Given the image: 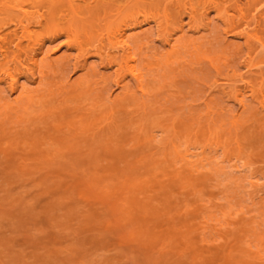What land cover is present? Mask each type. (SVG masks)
<instances>
[{
  "label": "rangeland",
  "instance_id": "1",
  "mask_svg": "<svg viewBox=\"0 0 264 264\" xmlns=\"http://www.w3.org/2000/svg\"><path fill=\"white\" fill-rule=\"evenodd\" d=\"M14 1L0 2V34L17 32L0 72L20 73L14 90L0 77V264H264V61L242 34L264 0H215L244 15L230 32L215 8L209 29L190 22L189 8L214 0L148 9L127 31L144 90L95 54L98 27L79 34V56L62 33L16 26L31 0ZM165 33L183 36L167 62ZM40 40L42 71L22 69Z\"/></svg>",
  "mask_w": 264,
  "mask_h": 264
},
{
  "label": "bare ground",
  "instance_id": "2",
  "mask_svg": "<svg viewBox=\"0 0 264 264\" xmlns=\"http://www.w3.org/2000/svg\"><path fill=\"white\" fill-rule=\"evenodd\" d=\"M1 1L2 5L7 7L8 10H16L14 0H0V2ZM235 1L237 4L238 0ZM204 3L205 2H203V4ZM250 4L249 0L244 3L247 7H249ZM163 5L164 0H31L29 9L24 8V6L19 8L20 10L18 11L21 12L20 14H22L23 18L18 19L15 25L17 26L20 24L23 30L28 31V24H23V21L27 20L28 23L32 22L40 27H47V29L51 30L49 32V38H55L62 33L68 39L66 44L69 48H76L78 50V55L83 57L85 56V49H83V45L79 40V34L89 32L92 27H98L99 30L96 31V40L98 44L93 48L95 54L101 56L102 52H104L109 63L115 64L118 69H122L124 72L129 70L132 78L138 83L139 88L144 90L146 71L144 69L137 70L135 65L138 56L136 50L138 36L129 35L127 31L141 22L151 21L155 15H148L146 11L148 9H156L158 11ZM209 8H215L218 11L219 18H221L226 25V32L232 31L244 21L243 14H240L237 19L230 17L227 15L228 6L225 7L221 2L214 0L204 4L203 11L198 10L195 12L189 8L188 16L190 22L195 25L203 22L207 28L209 23L204 22V20L208 18L206 15ZM141 15L144 17L140 22ZM11 20H14V18ZM154 21L159 32L168 28V21L167 23H161L158 19H154ZM255 22L256 27L253 28L252 31H244L242 34L248 42L255 41L258 43V47L262 49V61H264V39L260 37L257 29V26L261 23L264 24V16L256 19ZM7 25L8 23H5L0 28ZM101 27H105L104 30ZM182 28L183 25L181 24L179 30L181 31ZM7 35L10 37L16 36L17 32L14 30L5 35L0 34L1 55L7 51L5 48V39ZM182 37L183 36L175 37L170 33L163 34L161 40L169 44L167 58H165L166 62L171 61L180 54L179 48ZM35 45L37 48L31 47V54L28 56V60L30 61L29 65L25 66L21 62L20 66L22 69H32L41 72L44 64L43 57L45 56L43 49L44 43L40 40ZM35 45L33 44V46ZM18 46L19 44H16L15 47ZM116 54H118V56H116ZM156 64H159V60ZM255 64V62L249 61L246 65L250 69ZM80 66L86 68L84 64ZM18 74L20 73L5 70L4 72H0V77L9 81L11 89L14 90ZM120 81L121 79L117 81V84H120ZM242 81L244 82V88H248L254 93L253 83L245 78ZM242 95V92H239L235 97L241 106L244 105V97H242ZM18 97L17 100L20 101V99L25 96L23 92H20ZM258 98L261 107L264 106V93H261ZM10 105L13 104L11 103ZM176 152L178 153L177 150ZM181 160L187 165H193L187 158V155H184Z\"/></svg>",
  "mask_w": 264,
  "mask_h": 264
}]
</instances>
